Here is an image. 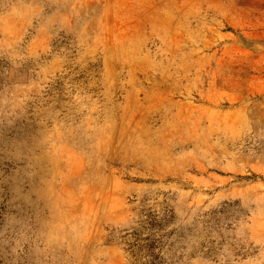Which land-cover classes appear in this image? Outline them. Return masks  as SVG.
I'll return each instance as SVG.
<instances>
[{"label":"rangeland","instance_id":"1","mask_svg":"<svg viewBox=\"0 0 264 264\" xmlns=\"http://www.w3.org/2000/svg\"><path fill=\"white\" fill-rule=\"evenodd\" d=\"M135 234L264 264V0H0V264Z\"/></svg>","mask_w":264,"mask_h":264},{"label":"trees","instance_id":"2","mask_svg":"<svg viewBox=\"0 0 264 264\" xmlns=\"http://www.w3.org/2000/svg\"><path fill=\"white\" fill-rule=\"evenodd\" d=\"M150 229L156 234L160 229V222L152 220L148 222ZM134 241L128 243L127 250L133 255H139L140 257L146 259L145 264H167V260L160 254L156 252L155 249L162 248V239L165 235H161L159 238L144 237L135 234Z\"/></svg>","mask_w":264,"mask_h":264}]
</instances>
